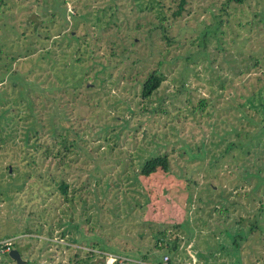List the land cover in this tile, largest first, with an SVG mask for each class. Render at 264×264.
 Masks as SVG:
<instances>
[{
  "label": "rangeland",
  "instance_id": "1",
  "mask_svg": "<svg viewBox=\"0 0 264 264\" xmlns=\"http://www.w3.org/2000/svg\"><path fill=\"white\" fill-rule=\"evenodd\" d=\"M159 3L0 0V238L27 264H264V0Z\"/></svg>",
  "mask_w": 264,
  "mask_h": 264
},
{
  "label": "trees",
  "instance_id": "2",
  "mask_svg": "<svg viewBox=\"0 0 264 264\" xmlns=\"http://www.w3.org/2000/svg\"><path fill=\"white\" fill-rule=\"evenodd\" d=\"M160 1V5L163 8H166V10H169L170 15L172 14V16H178L183 7H184V3L185 0H173L175 2V7L174 9H172L171 11V7L170 4H165L162 0ZM237 2H240L241 0H235ZM160 29L164 30V26L162 27V25L160 24ZM163 33V32H162ZM77 58V57H76ZM162 75L161 72L158 71L157 68H152L150 69L144 76L143 80L140 82V96L145 97L147 96L152 90H154L160 83V81L162 80ZM63 147L65 149H67L68 147H66L65 145H63ZM167 167V159L165 154H158V155H154V156H150L148 158H146L140 165L139 167V173L142 175H147L150 174L151 172H153L154 170L161 168L163 170H165ZM57 186L60 190V192H62L63 194L66 193V182H64L63 180L57 181ZM159 238H155L154 244L156 245V241ZM176 239L177 237H172V239L170 240V243L167 241V248L166 250H170L172 248H175L176 244ZM7 252V251H6ZM110 252V251H109ZM5 253V252H4ZM100 253V252H99ZM3 254V253H2ZM101 255V253H100ZM132 262V260L130 259L129 261H127L125 264ZM99 264H102V261L98 262ZM27 264V261H26ZM71 264V262L69 263Z\"/></svg>",
  "mask_w": 264,
  "mask_h": 264
},
{
  "label": "built area",
  "instance_id": "3",
  "mask_svg": "<svg viewBox=\"0 0 264 264\" xmlns=\"http://www.w3.org/2000/svg\"><path fill=\"white\" fill-rule=\"evenodd\" d=\"M11 244L12 242L10 237L0 238V253L8 251L12 247ZM156 246L158 248H167V242L164 238H159L156 241ZM100 253L102 256V264H125L127 261L130 260L129 258H126L127 256L125 257V255L116 254L109 251H100ZM167 259V255L163 254L161 259L162 263H166Z\"/></svg>",
  "mask_w": 264,
  "mask_h": 264
},
{
  "label": "water",
  "instance_id": "4",
  "mask_svg": "<svg viewBox=\"0 0 264 264\" xmlns=\"http://www.w3.org/2000/svg\"><path fill=\"white\" fill-rule=\"evenodd\" d=\"M6 253L16 264H26V260L20 256L17 249L11 247Z\"/></svg>",
  "mask_w": 264,
  "mask_h": 264
},
{
  "label": "crops",
  "instance_id": "5",
  "mask_svg": "<svg viewBox=\"0 0 264 264\" xmlns=\"http://www.w3.org/2000/svg\"><path fill=\"white\" fill-rule=\"evenodd\" d=\"M5 237H7V236H5Z\"/></svg>",
  "mask_w": 264,
  "mask_h": 264
}]
</instances>
